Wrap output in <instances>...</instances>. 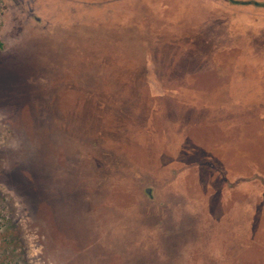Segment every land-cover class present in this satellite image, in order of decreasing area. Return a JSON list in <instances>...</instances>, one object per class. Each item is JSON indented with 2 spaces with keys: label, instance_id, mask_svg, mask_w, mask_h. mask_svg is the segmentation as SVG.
<instances>
[{
  "label": "rangeland",
  "instance_id": "obj_1",
  "mask_svg": "<svg viewBox=\"0 0 264 264\" xmlns=\"http://www.w3.org/2000/svg\"><path fill=\"white\" fill-rule=\"evenodd\" d=\"M0 264H264V7L0 0Z\"/></svg>",
  "mask_w": 264,
  "mask_h": 264
},
{
  "label": "trees",
  "instance_id": "obj_2",
  "mask_svg": "<svg viewBox=\"0 0 264 264\" xmlns=\"http://www.w3.org/2000/svg\"><path fill=\"white\" fill-rule=\"evenodd\" d=\"M227 1H229L230 3L235 4V5H254V6L264 7V3H257L255 1H247V2L233 1V0H227ZM126 65H128V67L130 66L129 64H126ZM128 74H129V72H128ZM135 77L133 79H141L142 78L141 76H140V78L139 77L135 78ZM126 78H127V76L122 77L119 74H116L114 78H111V80H120V79H126ZM128 78H131V77H128ZM100 79H107L106 75L102 76ZM121 87L124 88L125 85H122Z\"/></svg>",
  "mask_w": 264,
  "mask_h": 264
},
{
  "label": "crops",
  "instance_id": "obj_3",
  "mask_svg": "<svg viewBox=\"0 0 264 264\" xmlns=\"http://www.w3.org/2000/svg\"><path fill=\"white\" fill-rule=\"evenodd\" d=\"M144 78H146V77H144Z\"/></svg>",
  "mask_w": 264,
  "mask_h": 264
}]
</instances>
